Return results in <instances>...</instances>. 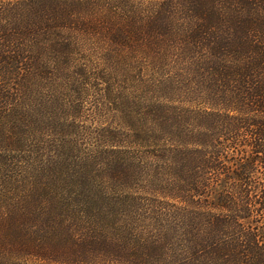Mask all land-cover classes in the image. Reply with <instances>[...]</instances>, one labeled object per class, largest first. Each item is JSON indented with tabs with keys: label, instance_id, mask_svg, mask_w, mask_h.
I'll return each mask as SVG.
<instances>
[{
	"label": "trees",
	"instance_id": "1",
	"mask_svg": "<svg viewBox=\"0 0 264 264\" xmlns=\"http://www.w3.org/2000/svg\"><path fill=\"white\" fill-rule=\"evenodd\" d=\"M90 93L121 213L46 147ZM0 204V264H264V0H0Z\"/></svg>",
	"mask_w": 264,
	"mask_h": 264
},
{
	"label": "rangeland",
	"instance_id": "2",
	"mask_svg": "<svg viewBox=\"0 0 264 264\" xmlns=\"http://www.w3.org/2000/svg\"><path fill=\"white\" fill-rule=\"evenodd\" d=\"M70 92H63L62 96H69ZM71 99V98H70ZM99 99L97 94L90 93V95L84 97L85 108L81 112L79 116H77L75 126L69 127L67 126L64 129V133H61L58 136H48L46 139V147L54 150V146L57 148L56 150L59 152L61 156L60 160H58V165H61L63 168V173L61 175L60 187L67 188L71 191H77V187L79 182L76 180V176H79V172L82 170L80 166H82L85 162H88L89 159H93L105 152L108 147L104 143V135L107 131L112 127L120 126V116L116 114L113 117V113L110 110H99V107H95L97 100ZM97 106V104H96ZM58 140L55 145V140ZM65 143V147H64ZM62 146V147H61ZM53 156V153H50ZM106 162L108 163L107 156L104 157ZM96 164L86 170V172L91 173V183L93 185L99 186V191L105 194V198L101 200L98 204H115V209L119 210V212H123L122 210L126 209L133 201L129 196L127 197L126 193H130L138 198H142V204L147 203L146 197L143 191L140 190L136 185H132L133 189L123 190V188H119L114 191H106V185L110 183L106 180L107 173L105 171L106 167L102 166L101 162L98 160H94ZM106 163V164H107ZM100 182H104L100 186ZM113 186L110 184V189ZM106 192V193H105ZM117 204H120L118 207ZM13 204H0V219H1V209L9 208ZM121 217V216H120ZM1 258V256H0ZM35 263V260H31L27 258V263ZM39 263V262H38Z\"/></svg>",
	"mask_w": 264,
	"mask_h": 264
}]
</instances>
